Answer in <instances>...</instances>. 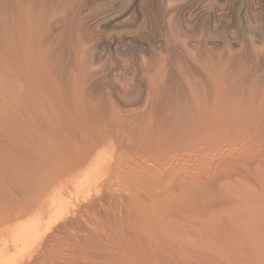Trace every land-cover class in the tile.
Listing matches in <instances>:
<instances>
[{"label":"rangeland","instance_id":"1","mask_svg":"<svg viewBox=\"0 0 264 264\" xmlns=\"http://www.w3.org/2000/svg\"><path fill=\"white\" fill-rule=\"evenodd\" d=\"M186 1L147 0L146 29L84 30L89 16L72 15L46 32L38 72L0 26V264H264V0L245 4L250 27L236 8L223 23L179 19ZM141 31L148 48L104 43ZM217 126L244 138L132 172Z\"/></svg>","mask_w":264,"mask_h":264},{"label":"bare ground","instance_id":"2","mask_svg":"<svg viewBox=\"0 0 264 264\" xmlns=\"http://www.w3.org/2000/svg\"><path fill=\"white\" fill-rule=\"evenodd\" d=\"M97 1L98 0H0L5 12L12 15V18H7L0 22V26H2L8 34V36L6 35L7 43L12 41L11 36H9L10 33L13 30H18L21 43L25 46H29V51H33V54L30 55L33 56L31 57L32 62L28 64L31 70L38 72L40 67L44 64V56H46V32L54 31L57 28L65 26V22H67L72 15L81 16L82 14H86L89 16V19L79 21V26L84 30H90L91 26L95 23L98 28L122 25L124 20L138 26L141 25L142 29H146L147 22L143 23V20L147 17L148 13L150 16L152 15V19H157V13H154L150 9L147 0H108V5L101 11H99V8L95 7V5H91V3ZM207 1L187 0L180 6L178 18L191 17L194 21L206 19L208 23H223L231 14H234L233 11L235 10L234 8H236L239 12L240 21H243V19L247 20L246 25L250 27L249 24L252 23L250 19L252 7L250 2V5H245L248 0H226L224 7L210 5ZM157 41L158 40H155V42ZM104 43L109 50L115 52L127 46L128 50L132 49V51H134L138 48L150 47L151 40L141 31L138 35L126 36L125 38H120V36L113 37V35L108 36V38L104 39ZM29 57L28 59L25 58L27 62ZM29 66H27V68H29ZM202 127L203 126H200L199 130H201ZM227 127H225V129L224 127L217 126L213 138L212 136H204L205 134H209L205 133L203 135L204 137L200 140L198 136L201 134H199L198 130H194L195 132H192L187 138L179 139L176 143L177 147L174 146L175 148H172V144L170 143L157 147L154 150L151 149V146L150 148L146 147L148 150L151 149L152 153L154 152L155 155L151 156L158 161L150 162L152 159L150 160L147 156L148 158L145 162L143 159L142 163H137L139 160L136 163H132V172L141 175V177H146L154 172H158L157 174L163 173V170L168 171L171 169L175 171L184 164V161H188L190 158L192 160V158L198 155H204V153H208L209 151L211 153V151H216L218 148L223 151L225 147L227 148V146L231 145L230 143H233L235 137H237L235 138L236 140L244 138V133H236L238 135H234L230 133L231 131H228L230 128L228 127L227 129ZM204 128L207 127L204 126L202 130H204ZM204 132H206V130ZM164 140H162V142ZM176 148L177 151H173ZM151 150H149V152H151ZM143 154L145 155V153ZM141 157L144 158V156ZM133 162H135V158ZM159 187L161 186L157 188ZM65 224L67 225V223H64V228Z\"/></svg>","mask_w":264,"mask_h":264}]
</instances>
